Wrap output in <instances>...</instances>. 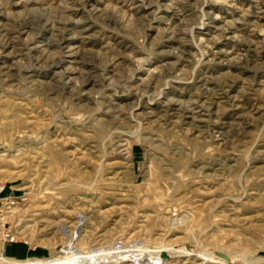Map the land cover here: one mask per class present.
<instances>
[{"label":"rangeland","instance_id":"obj_1","mask_svg":"<svg viewBox=\"0 0 264 264\" xmlns=\"http://www.w3.org/2000/svg\"><path fill=\"white\" fill-rule=\"evenodd\" d=\"M1 1L0 195L14 205L0 229L14 240L0 236V263L14 264L13 244L27 260L64 257L83 215L81 250L184 246L204 258L168 264H264V58L248 61L264 55V0ZM78 19L97 33L88 58L114 71L87 94L58 61ZM203 76L220 82L202 90Z\"/></svg>","mask_w":264,"mask_h":264},{"label":"bare ground","instance_id":"obj_2","mask_svg":"<svg viewBox=\"0 0 264 264\" xmlns=\"http://www.w3.org/2000/svg\"><path fill=\"white\" fill-rule=\"evenodd\" d=\"M1 1V0H0ZM46 1V0H44ZM2 2V1H1ZM8 2V1H7ZM16 2V1H15ZM27 2V1H26ZM32 2V1H31ZM61 2V0H60ZM23 3V2H22ZM29 3V2H28ZM17 4H20L17 3ZM6 5V3H5ZM65 5V4H64ZM34 6V5H33ZM47 6V4H46ZM59 7L61 5H58ZM70 6V5H69ZM94 5H92V8H93ZM5 7V6H4ZM49 7V6H48ZM47 7V9H48ZM51 7V6H50ZM108 6H106L107 8ZM142 6H140V9H139V6H131L130 7V10L132 12H135L134 13V16L136 15L138 17V15L141 13V8ZM7 8V7H6ZM6 8H3V9H6ZM43 8V7H42ZM54 8V6H53ZM94 8H96L94 6ZM144 8V7H143ZM8 9V8H7ZM32 9V8H31ZM97 9V8H96ZM101 9V8H100ZM2 11V9H0ZM46 10V8L44 9ZM102 10V9H101ZM134 10V11H133ZM151 10V9H150ZM8 10H6L7 12ZM36 11V10H35ZM72 11V10H71ZM74 11V9H73ZM95 11V9H94ZM103 11V10H102ZM44 12V11H43ZM49 12V10L47 11ZM67 12V11H66ZM104 12V11H103ZM102 12V13H103ZM1 13V12H0ZM53 13V12H52ZM5 14V13H3ZM28 14V13H27ZM64 14V13H63ZM96 15V14H95ZM143 15V14H142ZM32 16V15H31ZM54 16V15H53ZM98 16V15H97ZM96 16V17H97ZM135 16V17H136ZM45 17V16H44ZM57 17V16H56ZM94 17V16H92ZM10 18V17H9ZM61 18V17H60ZM59 18V19H60ZM84 18V17H83ZM100 18V17H99ZM28 19V18H26ZM40 19V18H39ZM13 20V19H12ZM42 20V19H41ZM97 20V19H96ZM132 20V19H131ZM142 20V19H141ZM26 21V20H24ZM45 21V19H44ZM10 22V21H9ZM12 22V21H11ZM10 22V23H11ZM30 23V21H28ZM28 22H25V23H28ZM33 22V21H31ZM48 22V21H47ZM53 22V20H52ZM23 23V22H22ZM35 23V22H33ZM93 22L89 21L88 20H82V19H78V20H74L72 22H70L66 27H65V34L64 36L62 37V41L60 42V46H59V49H60V54H61V58L59 63L60 64H63V66L65 68H63L67 74V77L69 78V80H71V82H76V83H80L78 87H80V91L83 93V94H87L89 93L91 90L95 89L96 87H99L100 85L102 86L104 81H107L109 78H111V76L113 75L111 68H108V67H105L101 65L100 62H95L93 61L92 59H89L87 56L88 53L92 52L93 48H95V44H96V38H97V33L96 34H93L94 33V24H92ZM2 24V23H1ZM6 24V22H5ZM13 24V23H12ZM43 24V23H41ZM20 25V24H19ZM18 25V26H19ZM2 26H6L3 25ZM31 26V25H30ZM51 26V25H50ZM104 26V25H103ZM8 27V26H7ZM6 27V28H7ZM15 27V26H14ZM20 27V26H19ZM39 27V26H38ZM49 27V26H47ZM32 28V27H31ZM63 28V27H62ZM2 29V28H1ZM11 29V28H10ZM28 29V28H27ZM26 29V30H27ZM33 29V28H32ZM48 29V28H47ZM52 29V28H51ZM59 29V28H58ZM98 29V28H97ZM16 30V28H15ZM37 30V29H36ZM53 30V29H52ZM169 30V29H168ZM3 31V30H2ZM12 31V30H11ZM19 31V30H18ZM51 31V30H50ZM62 31V30H61ZM170 31V30H169ZM172 31V30H171ZM21 32V31H20ZM31 32V31H30ZM29 32V34H30ZM33 32V31H32ZM52 32V31H51ZM5 33V32H4ZM36 33V32H34ZM1 34V33H0ZM8 34V33H7ZM27 34H28V31H27ZM44 34V33H43ZM52 34V33H51ZM109 35V33H107ZM175 34V33H174ZM11 35V34H10ZM17 36V34H15ZM26 35V34H25ZM31 35V38H32V34ZM104 35V34H103ZM170 35V34H169ZM177 35V34H176ZM34 36V35H33ZM37 36V35H36ZM53 36V35H52ZM180 36V35H179ZM3 37V36H2ZM167 37V36H166ZM22 38V37H21ZM48 40L49 39H52V37H47ZM55 38V37H54ZM53 38V39H54ZM169 38V36L167 37ZM177 37H175L176 39ZM1 39V37H0ZM3 39V38H2ZM11 39V38H10ZM18 39V38H17ZM25 39V38H24ZM23 39V40H24ZM28 39V38H27ZM33 41H34V38H32ZM31 39V40H32ZM59 39V38H58ZM5 40V39H4ZM7 40V39H6ZM44 40V39H43ZM109 40V38H108ZM182 40V39H181ZM2 41V40H1ZM8 41V40H7ZM26 41V40H25ZM45 41V40H44ZM43 41V42H44ZM58 41V40H57ZM110 41V40H109ZM27 42V41H26ZM107 43V40L105 41ZM116 42V41H115ZM3 43V42H2ZM9 43V41L7 42ZM14 43V42H13ZM47 43V42H45ZM51 43V42H50ZM59 43V42H58ZM182 43V41H181ZM180 43V44H181ZM255 43V42H254ZM29 44V43H28ZM42 44V43H41ZM7 45V44H6ZM22 45V44H21ZM35 45V44H34ZM40 45V43H39ZM59 45V44H58ZM103 45V44H102ZM101 45V46H102ZM105 45V44H104ZM32 46V45H31ZM116 46V45H115ZM126 46V45H125ZM180 46V45H179ZM249 46V45H248ZM5 47V46H4ZM109 47V46H108ZM1 48V47H0ZM47 48V47H46ZM238 50H240L238 47H236ZM256 48V47H255ZM5 49V48H4ZM17 49V48H16ZM98 49V48H96ZM106 49V48H105ZM235 49V48H234ZM236 49V50H237ZM242 49V48H241ZM249 49V48H248ZM253 49V48H252ZM15 50V49H14ZM18 50V49H17ZM32 50V49H31ZM53 50L55 49H52V52ZM102 50V49H101ZM108 50V49H107ZM184 50V49H183ZM222 50V49H221ZM246 50V49H245ZM256 50V49H255ZM10 51V50H9ZM8 51V52H9ZM16 51V50H15ZM14 51V53H15ZM27 51V50H26ZM46 51V50H45ZM44 51V52H45ZM95 51V50H93ZM112 51V50H111ZM225 51V50H224ZM224 51H219L217 54H219V56H226L227 54H230V52H233V51H230L228 53H224ZM228 51V50H227ZM264 51V46H263V50ZM2 52V51H1ZM55 52H57L55 50ZM59 52V51H58ZM238 52V51H237ZM34 53V52H33ZM51 52H49L50 54ZM95 53V52H94ZM96 53H97V50H96ZM187 53V52H186ZM215 53V52H214ZM241 53V52H240ZM246 53V52H245ZM249 53V52H248ZM16 54V53H15ZM36 54V53H35ZM34 54V55H35ZM101 54V53H100ZM104 54V53H103ZM108 54V53H107ZM238 54V53H237ZM262 54V56L260 55ZM255 53V55L251 54L252 56L250 57V59L248 61L252 62V63H255V65L259 64L258 62L261 61V59L264 58V55H263V52L262 53ZM29 55V54H28ZM39 55V54H38ZM55 55V54H54ZM234 55V54H233ZM236 55V54H235ZM240 55V54H239ZM238 55V56H239ZM247 55V54H246ZM19 56H22V55H19ZM26 56V55H24ZM92 56V55H91ZM98 56V55H97ZM103 56V55H102ZM101 56V57H102ZM106 57V55H104ZM114 56V55H113ZM218 56V57H219ZM57 57V56H56ZM96 57V56H95ZM100 57V56H99ZM229 57V56H228ZM249 57V56H248ZM14 58V57H13ZM21 58V57H20ZM185 58V57H184ZM216 58V57H215ZM227 58V57H226ZM225 58V59H226ZM246 58V57H245ZM26 59V58H25ZM40 59V58H38ZM58 59V58H57ZM106 59H108L106 57ZM110 59V58H109ZM228 59V58H227ZM226 59V64H229L230 66H234L233 60L232 57L231 59L227 60ZM236 60L238 59L235 58ZM21 60V59H20ZM32 60V58H31ZM112 60V58H111ZM247 60V59H246ZM18 61V60H17ZM36 61V60H35ZM98 61V60H97ZM100 61V60H99ZM104 61V60H103ZM184 61V60H183ZM238 61V60H237ZM243 61V60H242ZM263 61V60H262ZM39 62V61H38ZM239 62V61H238ZM224 63V62H223ZM241 63V62H240ZM246 63V62H245ZM251 63V64H252ZM261 63V62H260ZM54 64V63H53ZM56 64V63H55ZM120 64V63H119ZM250 64V65H251ZM262 64V63H261ZM114 65V64H113ZM247 65V63H246ZM254 65V66H255ZM239 66V65H238ZM242 66V65H241ZM249 66V65H248ZM248 66L246 68H248ZM261 66V65H260ZM229 67V66H228ZM250 67V66H249ZM256 67V66H255ZM245 68V67H244ZM113 69V68H112ZM256 69V68H255ZM129 70V69H128ZM254 71V70H253ZM259 71V70H258ZM18 72V71H17ZM117 72V71H116ZM180 72V71H179ZM10 73V72H9ZM253 73V72H252ZM112 74V75H111ZM178 74V73H177ZM248 74V73H247ZM181 75V74H179ZM254 75V74H253ZM117 76V75H116ZM258 76V75H257ZM180 77V76H179ZM178 77V78H179ZM235 77V76H234ZM241 77V76H240ZM251 77V76H250ZM115 78V77H114ZM214 78V77H213ZM212 77H209V76H203L199 79L198 81V84H199V87L202 89V90H210V88L212 86H215L217 85L219 82L215 79H213ZM242 78V77H241ZM228 79V78H227ZM230 79V78H229ZM244 79V78H243ZM258 79V78H256ZM262 79V78H261ZM112 80V79H111ZM233 82L237 80V78H232ZM245 80V79H244ZM243 80V82H244ZM255 80V79H254ZM260 80V79H259ZM226 81V79H225ZM251 81V80H250ZM111 82V81H110ZM181 82V81H180ZM179 82V83H180ZM223 82V81H222ZM232 82V81H231ZM253 82V81H252ZM260 82V81H259ZM75 83V84H76ZM108 83V81H107ZM225 84H227L228 82H224ZM261 83V82H260ZM223 84V83H222ZM229 84V83H228ZM231 84V83H230ZM106 85V84H105ZM257 85V84H256ZM72 86V85H71ZM111 86V85H109ZM218 86V85H217ZM223 86V85H222ZM75 87V86H74ZM107 87V86H106ZM113 87V86H112ZM229 87V86H228ZM245 87V86H243ZM73 88V87H72ZM110 88V87H109ZM214 88V87H213ZM218 88V87H217ZM223 88V87H222ZM227 88V86L225 87ZM224 88V89H225ZM231 89V86L229 87ZM75 89V88H74ZM198 89V88H197ZM228 89V88H227ZM76 90V89H75ZM200 90V89H199ZM212 90V89H211ZM201 91V90H200ZM214 91V90H213ZM212 91V92H213ZM245 91V90H244ZM243 91V92H244ZM76 92V91H75ZM79 92V91H78ZM194 92V91H193ZM97 93V92H96ZM198 93V91L196 92ZM222 93V92H221ZM215 94V93H214ZM97 95V94H96ZM198 95V94H197ZM200 95V94H199ZM216 95V94H215ZM91 96V94L89 95ZM199 97V96H198ZM236 98V97H234ZM169 99V98H168ZM175 99V98H174ZM225 99V98H224ZM179 100V99H178ZM171 100V102L169 103H165L163 102V105L166 106L167 105V108H169L170 111H178L181 107L180 105V100ZM222 100V99H221ZM202 101V100H201ZM200 101V102H201ZM185 102V101H184ZM192 102V100H191ZM190 102V103H191ZM196 102V101H195ZM153 104V103H152ZM195 104V103H194ZM185 105V104H184ZM187 105V104H186ZM191 106V104H189ZM193 105V104H192ZM200 105V103H199ZM218 105V104H217ZM183 106V105H182ZM188 106V105H187ZM197 106V105H196ZM200 107V106H199ZM151 108V107H150ZM163 108V107H162ZM183 108V107H182ZM186 108V107H184ZM183 108V109H184ZM189 108V107H188ZM205 108V106L203 107ZM206 108H209L206 107ZM205 108V109H206ZM212 108V107H211ZM111 109V108H110ZM187 109V108H186ZM193 106L190 108V109H187L186 111V115L187 117L186 118H190L193 119V120H196L198 123H203L204 122V119L200 117V115H197L199 113V111H193ZM201 109V108H200ZM199 110V109H198ZM204 110V109H203ZM207 110V109H206ZM205 111V110H204ZM210 111V110H209ZM214 111V110H213ZM216 111V110H215ZM214 111V112H215ZM219 112V110H218ZM207 113V112H206ZM212 113V112H211ZM216 113V112H215ZM180 115V114H179ZM178 115V116H179ZM194 115H196L194 117ZM209 115V114H208ZM115 117V116H114ZM209 117V116H208ZM195 118V119H194ZM196 122V124H197ZM191 123V121H190ZM193 124V123H192ZM191 124V125H192ZM196 126V125H195ZM197 128V127H196ZM87 217L86 216H83V215H80L79 217V220L77 223V227L74 231H64V235L67 237V240L69 242L68 244V247L66 248L65 251H63L66 255L64 257H61V258H48V259H41V258H35V259H25L23 258L22 256L25 255V250L23 248L22 245H12L11 247H9V253L10 255L8 256V258L12 259V263L14 264H168V261L166 259H169V258H172V257H178V256H182V255H194V256H198V257H203V254L202 252H197V250H192V249H189L187 250L184 246H181L179 248H175V247H167V248H160L158 250L154 249V250H148L146 251V249H128V250H122V251H119L118 248H113L112 247V250L111 248H107L105 246H101L100 248H94L92 247L93 249H89L88 250H81V249H78L75 247V241H83L85 240V236H82L81 233L84 231V226L86 225V221H87ZM75 225V224H74ZM68 228V227H67ZM66 228V229H67ZM74 229V228H73ZM68 230V229H67ZM90 237V236H89ZM89 239V238H88ZM119 241V240H118ZM51 243V242H50ZM55 243V242H53ZM106 244V243H104ZM102 245V244H101ZM114 246V245H113ZM123 247L125 245H122ZM137 246V245H136ZM135 246V247H136ZM143 246V245H142ZM145 246V245H144ZM147 246V245H146ZM127 247V246H126ZM140 247V246H139ZM144 248V247H143ZM123 249V248H122ZM63 250V249H62ZM117 250V251H115ZM147 253L151 259H145L144 258V253ZM165 252L167 254V258H164L162 256V253ZM147 257V256H146ZM4 258V257H3ZM29 258V257H28ZM43 258V257H42ZM204 258V257H203ZM5 259V258H4ZM127 260H131L130 263H127ZM205 260V259H204ZM4 261V260H2ZM223 262H225V260H222ZM5 262V261H4ZM7 262V260H6ZM240 262V261H239ZM9 263V262H8ZM232 263V261H231ZM2 264V262L0 263ZM4 264V263H3ZM7 264V263H6ZM11 264V263H10ZM239 264H242V263H239Z\"/></svg>","mask_w":264,"mask_h":264},{"label":"built area","instance_id":"obj_3","mask_svg":"<svg viewBox=\"0 0 264 264\" xmlns=\"http://www.w3.org/2000/svg\"><path fill=\"white\" fill-rule=\"evenodd\" d=\"M12 205H14V199L11 196L2 197L0 195V215L3 213V211H4L3 209L5 207H10ZM0 236L2 238H4V240H6V241L7 240L8 241H13L14 240L11 232L8 231V230H5V229H0ZM121 247H119V248H121Z\"/></svg>","mask_w":264,"mask_h":264},{"label":"water","instance_id":"obj_4","mask_svg":"<svg viewBox=\"0 0 264 264\" xmlns=\"http://www.w3.org/2000/svg\"><path fill=\"white\" fill-rule=\"evenodd\" d=\"M216 255L220 256V257H223V258H226L228 261H230V258L225 254V253H222V252H216ZM162 256L164 258H167V254L165 252L162 253Z\"/></svg>","mask_w":264,"mask_h":264}]
</instances>
